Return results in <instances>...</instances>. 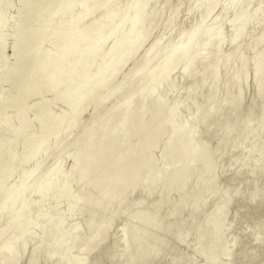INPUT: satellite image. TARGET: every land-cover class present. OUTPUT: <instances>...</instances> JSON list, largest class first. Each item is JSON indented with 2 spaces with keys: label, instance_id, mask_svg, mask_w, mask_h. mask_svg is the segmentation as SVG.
<instances>
[{
  "label": "bare ground",
  "instance_id": "1",
  "mask_svg": "<svg viewBox=\"0 0 264 264\" xmlns=\"http://www.w3.org/2000/svg\"><path fill=\"white\" fill-rule=\"evenodd\" d=\"M150 4L158 5L156 0H0V76L16 86L14 96H0V133L14 135L2 156L26 163L23 179L17 184L6 186L2 181L6 183L9 174H1L0 264H20L25 253V264H86L111 231L113 221L125 212L128 217L130 213L129 220L116 230L109 259L119 264L156 262L166 248L154 238V232L170 233L182 223L177 220L165 226L162 212L187 209L188 218H196L218 194L205 143L211 132L202 125L213 128L227 100L213 104L231 88L236 90L230 101L235 115L247 71L254 70V80L261 82L264 52L253 60L239 55L246 36L243 28L252 24L258 11L244 7V0H195L189 16L180 19L183 7L170 10L166 2L156 22L169 26L165 19L171 11L180 24H188L189 31L179 34L154 68L163 48L158 39L148 40L149 47L144 45L154 30L143 18ZM7 7L14 9V19L5 16ZM201 9L204 13L197 17ZM217 9L236 15L231 22V55L226 59L219 50L222 38L216 27L221 19L214 12ZM153 10L149 18L155 15ZM8 25L13 59L6 66L2 56L7 49L4 31ZM120 29L123 31L115 40ZM250 34L255 41L264 38V20ZM213 42L217 48L209 55L208 46ZM237 61L240 67L231 86L218 88L221 71L231 70ZM198 68H204L199 69L200 75ZM173 69L181 72L182 82L171 78ZM135 83L139 85L133 87ZM43 93L53 95L51 103L66 94L62 113L46 116L51 103L43 99L32 107L30 100ZM148 102L150 107L144 108ZM32 110L36 117L31 120L28 114ZM85 110L89 113L82 118ZM230 115L221 120V130L228 128ZM255 118L260 120V112L248 107L234 131L248 133ZM37 124L42 126L38 130ZM20 146L24 151L17 156ZM156 148L159 151L154 157L151 152ZM225 150L221 147L218 157ZM66 158L67 174L62 178H72L74 189L61 180L59 170ZM60 181L65 185L58 186ZM186 190L194 196L185 198ZM137 191L146 201L140 209L134 204L136 210H132L131 197ZM222 203L212 205L196 233L209 235L199 248L207 264H216L214 253L222 243L225 224L214 225L227 216L229 202ZM78 204L75 215L83 230L77 222L66 234L63 221ZM47 210L52 216L45 214ZM227 259L225 255V262Z\"/></svg>",
  "mask_w": 264,
  "mask_h": 264
},
{
  "label": "rangeland",
  "instance_id": "2",
  "mask_svg": "<svg viewBox=\"0 0 264 264\" xmlns=\"http://www.w3.org/2000/svg\"><path fill=\"white\" fill-rule=\"evenodd\" d=\"M159 1L161 0H156V3L159 5H156L157 8H155L156 6L154 7L153 4H150L146 7L143 14V18L146 21L148 20V26L154 28V30L151 31L150 34H148L146 39L147 41L145 42L144 40V45L149 47L148 43L150 40L158 39L160 47L163 48L162 55L157 61L153 63L154 68H157L161 64L162 60L168 54V48L178 40L179 34L181 32L189 31L188 24H180V21L176 17L172 16L171 11L165 19L170 23L169 26H166L165 22H156V15H158L164 9V5L166 4V2H169L170 10L178 6L183 7L184 12L182 11V13L180 14V19L183 18L184 15L187 17L189 16L190 12H192L193 7L191 6V4L195 0H164L165 2H163L162 0L161 3ZM54 2L55 0H51V3ZM229 2L231 1H228V3ZM258 2L259 3L256 2L255 4L252 0H244L243 4V6L246 8L253 6L258 11L256 16L254 17L252 24L243 28V33H245L246 36L243 38L240 44L239 55L241 58L247 60L256 59L258 57H256V55H259V53L262 54L264 52V38L256 41L250 38V33L256 31L260 25V22L264 20V0H260ZM256 5L258 6L259 10ZM151 6H153V8ZM154 8L156 10H153ZM150 10L156 12L154 13V16H151L149 18L151 13ZM214 12L221 18L216 27L221 34L220 37L222 38V44L219 46L220 54L222 59H226L231 55L229 42L234 33V26L231 25V22L236 20V15L228 10L220 11L217 9ZM4 13L7 18L14 19V9L12 7H7ZM203 13L204 9L198 10L197 17H201ZM129 15H133V12H130ZM156 23L159 24L155 25ZM6 29V33L4 31V35L7 36V39L4 40L7 41L5 43L8 46L6 45L7 49L6 51H4L5 53H3L2 59L5 61L6 66H8L11 64L10 62H12L13 56L11 55L12 53L9 47L11 44V28L8 25ZM122 31L123 30L120 29L115 33V35L113 34L115 40L118 39ZM129 43L131 45L133 42ZM43 48H45V46H43ZM216 48V43H211L208 46V51L210 53L209 55H211V53ZM102 51L105 55V58H108L106 49L103 48ZM136 64L140 65L141 62L138 61V63ZM233 66L234 67L229 71H221V78L218 83V88L231 86L232 78L238 72L240 62L237 61ZM199 69L204 70V68H198V74L200 75ZM254 74L255 71L252 69H250L246 73V82L241 87L242 100L238 109L235 110V115L233 114V112H231L230 101H232L234 96H236V90L231 88L226 94H219L215 103L213 104L217 105L219 101L227 100V104L220 112V116L216 120V124L213 126V128L211 129L210 126H205L206 123L202 125L203 129L209 130V132H211L210 135L206 136L205 143L209 148L210 160L212 161L213 165V175L215 184L218 189V194L215 198L207 202V205L204 207L203 212L196 218H188L187 209H170L162 212V222L165 226L177 220H181L182 223L178 228L170 233H164L163 231L154 232V238L158 241H163V244L165 243L166 250L164 251V253H162L163 255L156 262L153 261L149 264H207V258L204 254H201L199 248H202L203 244H205L209 240V235L205 234L197 236L196 233L198 232L197 230L201 228L206 214L209 213L212 205L215 202H229L227 216L223 221L221 219L216 220V224H214H225V228L222 234V243L218 246L216 252L214 253L215 263L264 264V75L261 79V82L258 84L254 80ZM170 75L171 78H173L175 81H183L182 74L177 69H173ZM2 76L4 75L0 76V82H3L2 79H4V84L0 83L1 89L3 90V92L1 93L2 90L0 89V96L3 95V93L14 96L13 94L16 90V86L14 85L15 82L11 79L13 84L7 83L9 78L6 80V77L4 76L5 78H2ZM121 78L122 77L119 76V80ZM118 82L114 83L113 85H116ZM2 84L5 85V87H3ZM138 85L139 84L135 83L133 87H137ZM208 86H211V81L207 83V87ZM125 92L126 91H124L123 93ZM10 95H7L8 98L10 97ZM65 95H62L59 100L53 101L51 103V101L54 99L53 95L51 93H43L38 97L32 98L30 102L31 105H33L32 107L34 109L35 105L40 99H43L47 103L50 102L51 104L44 114L46 116H48L49 114L57 116L62 113V101L65 98ZM256 95H259L261 99H257ZM62 97L64 98L62 99ZM177 98H180V96L178 95ZM116 100H120V98H117ZM150 105L151 103L148 102L144 108H149ZM250 106L254 107L257 111L260 112V120L258 118L256 120L255 118L251 121L248 133L243 132V134H241L234 131L235 126L240 123L241 119L246 114V109ZM86 113L89 112L85 110L81 117L85 118L88 115ZM229 114L231 115L227 123L228 128L223 131L221 130V120L223 119V117L228 116ZM35 117L36 114L34 115V110H32L31 113L28 114V118L32 120L35 119ZM257 121L259 125L257 124ZM42 123L43 122H41V124ZM39 127L42 126L40 124L35 125L36 130H38ZM13 141L14 135L11 136L8 131L0 133V159L1 161L4 159L2 161V163H4H1L0 166V179L3 178L2 175L6 177L9 174L7 177L10 178L4 179V181L7 180L6 183L2 181V183H4L6 186L17 184L20 180L23 179V170L24 166L26 165V163H24V160L22 161V159L21 161L20 159L12 161L8 156H6V158L2 156L3 154L5 155V152H7ZM219 147L226 148V150L224 151L225 154L222 158L218 157V154L220 152ZM23 151L24 150L21 149L20 146L16 151L17 156H20ZM158 151L159 148L154 149L151 152L152 156L157 157ZM260 152L263 153L260 154ZM68 164L69 162L66 158L62 162L59 170L61 178L62 174H67ZM156 165H159V163H157ZM123 171L124 170H121V175L119 174L120 176L124 174ZM93 178L94 177H92V179ZM61 180L63 182L66 181L64 183H67L66 185H68V183H70V180L72 181V178L68 177L67 180H64L62 178ZM62 181L59 182L58 186L64 184ZM71 187L74 189L73 185H71ZM27 192L25 197H28ZM204 193L205 192L200 193V199L203 198ZM192 195L193 193L190 190H186L184 192L185 198H190L192 197ZM131 200H133L134 202L132 204V210H136V207L141 208V205L143 206L146 198L140 191H137L132 195ZM134 204H137V206ZM78 207L79 204L71 211V215L69 214V216H67L63 221V232L65 231L66 234L67 232H70V229L72 230L73 226H75L77 222L80 224V227L83 230V223L80 222L78 217H76L75 215ZM125 213L127 214V212ZM45 214L52 216V211L47 210ZM124 214L113 221L111 231L102 242V245L88 257L86 264H119L116 261H112L109 259V253L113 246L116 230H118L123 224L127 223V220H129L130 213L129 217L128 215L126 216V214ZM141 229L144 232L148 231L147 226L144 224L141 225ZM69 243L70 242H68V244ZM225 255L228 256L226 262L224 260ZM26 260L27 254L25 253L20 264H25Z\"/></svg>",
  "mask_w": 264,
  "mask_h": 264
}]
</instances>
